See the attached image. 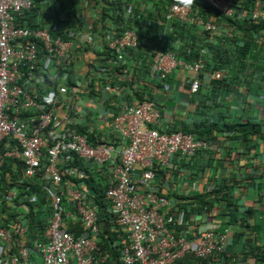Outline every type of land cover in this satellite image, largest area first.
<instances>
[{
  "label": "built area",
  "instance_id": "obj_1",
  "mask_svg": "<svg viewBox=\"0 0 264 264\" xmlns=\"http://www.w3.org/2000/svg\"><path fill=\"white\" fill-rule=\"evenodd\" d=\"M49 1L41 0L42 8H50ZM206 1L215 7L222 2ZM180 3L173 5L170 16L187 20L190 9ZM34 8V0H0V264H107L97 260L99 205L89 199L86 184L79 182L89 177L76 166L80 160L94 165L101 176L105 167L106 171L110 165L113 168L107 172L105 197L111 205L108 213L115 217L112 222L129 225L126 239L130 243H121L122 264H166L187 251L201 257L212 255V234L186 241L167 231L173 217L159 214L162 207H170L167 198L151 189L143 196L153 211L146 212L140 211L143 203L137 196L139 188L154 181L156 170L170 166L175 155L194 154L193 136L153 129L159 111L157 103L148 99L134 101L116 117L113 130L122 143L118 156L113 139L94 142L80 132L75 127L76 114L85 106L83 99L90 98L91 81L101 76L91 79L92 55L84 48V69L90 74L85 89L81 84L65 85L81 41L74 38L75 30L69 31V39L53 38L46 29L18 25V18ZM60 16L64 22L70 17L68 13ZM88 45H93L92 39ZM107 46L110 50L137 46L136 35L127 30L120 38L111 36L109 41L108 37ZM182 64L170 53L157 52L154 58V70L162 76ZM50 66L60 75V83L53 89H40L35 79L50 74ZM124 75L132 81L127 70ZM199 86L193 81L191 93ZM65 105L66 113L56 115ZM39 205L50 211L45 225L39 224L46 213ZM77 224L89 233L76 236L71 227ZM44 230L45 237L39 235ZM161 236L169 237L159 242ZM160 243L170 244L175 252L152 257Z\"/></svg>",
  "mask_w": 264,
  "mask_h": 264
},
{
  "label": "crops",
  "instance_id": "obj_2",
  "mask_svg": "<svg viewBox=\"0 0 264 264\" xmlns=\"http://www.w3.org/2000/svg\"><path fill=\"white\" fill-rule=\"evenodd\" d=\"M41 1V0H40ZM45 1V0H43ZM48 1V0H46ZM110 2H119L123 3L128 2V0H109ZM133 3H130L124 8L128 10L130 6L133 9L139 8V14H134L133 18L143 19V22L151 21L154 17V12H157V9L160 10L163 6H155L150 2V0H131ZM149 1V2H144ZM158 2L160 0H157ZM85 8L82 11V16L85 19L84 25L81 27L80 33V46L84 49L86 47H96L100 55L98 61L101 64L105 60L103 55V49L101 47V40L103 35H99L90 29L92 24L101 17L102 7H106L105 0H81ZM139 2L140 5H137ZM256 0H241V5L243 10H252L254 8ZM136 3V4H135ZM239 5V2H236ZM48 7L42 8V6L37 5L35 10L30 14V23L32 22H42L47 18V23L51 25L49 28L50 33L58 32L60 26L64 23L63 19H59L60 15H56V3L54 0L48 2ZM41 8V9H40ZM129 11V10H128ZM68 13V12H67ZM160 28L162 31L166 29V25L160 22ZM151 26L149 24V30L151 31ZM254 32L264 33L263 28H256L251 26L243 27H229L221 26L218 34L212 39L213 42L209 44H220L223 42L226 44L228 50L234 49L236 46L239 48L244 43L248 42V35L253 34ZM250 31V32H248ZM186 33V32H185ZM178 34V31L171 33L173 40ZM146 36V34H145ZM170 36V37H171ZM169 37V38H170ZM102 38V39H101ZM209 38V37H208ZM92 39L93 45H88ZM191 39H196V36L191 38L185 37L183 40H177L176 42L171 41V46L178 49L180 47H185L187 41ZM169 41V40H168ZM164 43V42H163ZM88 45V46H87ZM138 47L141 49L142 42L138 44ZM227 50V51H228ZM90 53V52H89ZM91 55V53H90ZM77 61L76 68L74 73L75 78L79 80L82 86H86L88 82L89 73L85 72L84 62L82 58V52L79 50L77 52ZM199 59V58H198ZM244 58L240 57L238 63H243ZM229 68V67H226ZM242 67L240 70L242 71ZM253 71L247 72L244 76L238 78L239 70L233 72L229 80L235 81L236 86L234 89L224 86L222 83L209 85V76L205 73L201 74L200 80L202 81V87L200 89L201 95L197 96L192 94L190 91V83L194 78V73L191 71L183 70L178 68L173 71L167 78V82H160L163 78H159L151 74V72L145 76V79L142 77L139 78V81L132 75L133 81L128 83H134L135 85L132 88L125 83L124 89H114L115 86H118L117 80L116 84L113 85V79L110 82L100 80V78L94 79V85L96 90L92 97V101L88 104L87 113L83 114L84 109L82 108V113L78 116V126L82 129L91 125L95 130L104 132L108 139H113L117 143L116 156L119 155V148L121 146V140L113 130L112 123L116 115L121 114L126 108L127 96L135 98V101L138 99L135 94L141 95L144 99H153L158 103V108L160 110V121L156 126L164 131H179L182 128H187L193 130L195 126L203 121L205 118L204 111L206 115L210 114L211 109L200 108V104L210 105L214 108V111L219 118L221 126L223 123H227L230 126H233L235 123L243 124L251 122L254 124L264 123V82L255 80L254 76H251ZM102 76L95 72L91 75V79L96 76ZM40 85L50 89L49 86L42 84L43 80H39ZM42 81V82H41ZM126 81V80H124ZM50 82V81H49ZM123 82V79H122ZM212 90L210 89V87ZM206 91L210 95H213L212 99H205L203 96L206 95ZM204 98V99H203ZM67 99V97L65 98ZM207 101V102H206ZM58 114L66 113V105L64 108L57 109ZM219 126V125H218ZM86 129V128H85ZM197 135H201V130H197ZM195 134V135H196ZM245 139L242 127L235 126L230 129V131H214V136L211 139L204 140L206 144V151H203L198 156H194L191 159H176L172 169L169 172L161 173L153 183V187H157L162 194H167L170 192H178L185 195V192L189 189L194 192L200 193L205 191L208 188V181L212 178L218 180L223 176H230V174L238 175L239 177H250L252 175L251 170L248 169V165L252 166L254 170L260 172V175L264 176V168L262 166L264 162V138L254 136L252 137L254 147L249 151L242 142ZM176 163V164H175ZM117 164V161L113 165ZM110 165L109 170H112ZM106 168V167H105ZM103 169L102 176L107 177L106 169ZM204 169L200 170L198 173L194 172L195 169ZM263 168V169H262ZM194 175V176H193ZM194 180L198 181L196 183ZM200 181V182H199ZM105 191V187L102 188ZM241 196V195H240ZM100 199V198H99ZM239 202H245L247 205H255L254 201L256 200V191L250 190V192H244V194L239 197ZM177 202H172L173 204H178ZM99 209L101 212L108 213L106 206V201L100 199ZM263 203V202H262ZM38 207L43 208L46 213L39 218V224L45 225L47 222L46 219L50 215V211L47 210L44 206L39 205ZM260 210L264 212L263 206L260 207ZM197 230L203 229V226L207 224H212L214 227L221 226L223 220L221 218H212L209 222H204L202 219L194 218ZM194 223V222H193ZM72 231L76 236H82L88 234V230H85L80 224L73 225L71 227ZM45 230L40 233L45 237ZM259 234V233H258ZM261 240L258 244H264V234L261 233ZM244 245V244H243ZM242 245V249L243 248ZM241 246H238L234 252V258L228 263L232 262L238 264H255L253 261H247L246 257L241 253ZM231 255V254H230Z\"/></svg>",
  "mask_w": 264,
  "mask_h": 264
},
{
  "label": "trees",
  "instance_id": "obj_3",
  "mask_svg": "<svg viewBox=\"0 0 264 264\" xmlns=\"http://www.w3.org/2000/svg\"><path fill=\"white\" fill-rule=\"evenodd\" d=\"M56 3V15H61V13H67L70 16L69 19L62 24V28L58 29V32H52L51 31V36L53 38H58V37H63L65 39H69L70 37L67 36L69 31L75 30V37H77V40L80 39V33H81V27L84 25L85 20L82 16V11L85 8L83 5V2L81 0H54ZM40 0H34L35 7L39 5ZM144 2H149V1H144ZM153 5L155 6H163L164 8V14L165 16L168 14V8L171 7V5L174 3L173 0H160L159 2L157 0H150ZM105 5L106 7H102L103 9L101 10V17L100 19L96 20L94 22V31L95 33H98L99 35H103V39L101 40L102 46H104V43H108V37L109 41L111 40V36L120 38L121 36H124L128 30V28H134L136 32L138 33V41L143 42L145 38V34L147 33L146 31L149 29V24L151 26L152 34L154 37H156L159 33H161V28L157 27L159 20L161 19V14L158 15L156 18L153 17V19L149 22H143V19H137L136 17L133 19L131 22H125V8L124 6L133 3L131 0H128V2L123 3L122 1L119 2H110L109 0H105ZM137 3V2H136ZM135 3V4H136ZM131 5V4H130ZM137 5H140L138 2ZM193 13L192 14L195 18L197 19H209L211 16H214L218 21L221 23H226V22H232L234 19L228 18L224 16L223 13L221 12H215L213 11L206 3L204 0H192L191 3ZM35 10V8L32 10V12ZM31 12V13H32ZM25 14V16L18 18L17 23L19 25H24L27 27H33V28H38V29H49L51 25H49L45 20L42 22H32L30 23V14ZM134 14H139L138 9H134L132 12V15ZM63 17L60 16L59 19H62ZM112 22L114 25H117L116 28L113 31H106V26L108 23ZM176 24V30L178 31L177 36L172 39V36L170 38L166 39V42L160 44V50L162 52H167V51H175L177 54L178 59H184L186 61H196L198 58L203 57L206 60V66H204L203 72L206 73H212L215 71L216 68H224V67H234V61L230 60L228 49L226 48V44L223 42H220V44H209L208 42V37L203 39L197 34V31L192 28L188 23H181L178 21H173ZM248 23H251L248 21ZM254 25V24H253ZM103 26V27H102ZM259 28H263L264 30V21L262 24L258 25ZM51 30V29H50ZM49 30V31H50ZM186 32V33H185ZM250 32V31H248ZM253 32V31H252ZM264 34V33H262ZM191 38L192 36H196L195 41L189 39L187 41V45L185 47H180L178 49L174 48L171 46L170 40L176 42L177 40H183L185 37ZM251 36V35H250ZM169 40V41H168ZM250 42H246L243 45H241L239 48H237L235 56H248V52L252 51L254 48H256L255 43L252 40H249ZM103 49V55L105 57V60L102 61L101 59V66L96 67L92 66L91 68L93 70H96L100 72L104 78V81L111 80L113 79V85L116 84L117 80L120 79V73H124V70H127V74L133 75L137 81H139V78L142 77L145 79V76L148 75L150 72L155 76L154 71L152 70V65H154V58L156 56L154 49L151 48L150 53H145L146 51L141 50L140 48H116L113 50L108 49L107 46L102 47ZM108 49V50H107ZM144 49L146 50L145 46ZM81 50V52H84V49L77 44L75 47V54H74V61L70 65V70L67 71L68 75L67 82H65V85L70 88L72 82H73V77L75 73V68H76V61H77V52ZM41 55L43 56L45 54L44 50L41 48L40 49ZM116 53V54H115ZM97 55H99L98 50H97ZM117 55V56H116ZM122 58V59H119ZM109 60H115L113 62H110ZM245 64H243L244 66ZM155 66V65H154ZM250 69V68H249ZM248 69V70H249ZM245 69L241 74L238 75V77H241L244 73L248 71ZM253 71V69H252ZM93 73L94 71H91ZM259 72V69L256 68L254 72L251 73V76L258 75L261 76ZM46 75V76H44ZM42 77H40V80H43L42 84H45L49 86L50 89L56 88L57 85L60 83V75L58 76V73H53V74H44ZM62 78H65V75H61ZM264 77V75H263ZM53 78L51 82L49 80ZM168 77L163 78L160 80V82H167ZM141 79V78H140ZM126 80V79H125ZM255 80H259L258 77H255ZM120 81V80H119ZM95 81H91L89 85L90 89V94L93 96L94 91L92 90L95 85ZM128 84V81L123 82H118L119 87L121 85ZM131 88L135 84L129 83L128 84ZM236 86V83H230V88L234 89ZM40 87H43L41 85ZM210 87V86H209ZM212 90V88L210 87ZM56 90V89H55ZM200 92L197 91L193 94H196L197 96L201 95ZM206 95L203 96L205 99H212L213 95H210L208 91L205 92ZM128 97V96H127ZM125 98V100L127 99ZM203 98V99H204ZM139 100L143 101L144 97L140 95ZM207 102V101H206ZM200 108H206L208 110L211 109L210 114L206 115V111H204L205 118L203 121H200L193 130L187 129V128H182V131L189 134L196 136L199 139H205L207 140L208 138L211 139L214 136V131H220L223 130L225 132L230 131L231 128L235 126H241L242 131L244 134L245 139H242L244 146L251 151V149L254 147V143L252 140V137L257 136L261 137L262 136V129L260 125L254 124L251 122L243 123V124H238L235 123L233 126L228 125L227 123H223L221 126V123L219 121V118L217 117L214 108L210 105H204L200 104ZM57 115V112H56ZM77 124V123H76ZM219 125V126H218ZM75 127L80 131H84V129L80 128L79 126ZM201 130L202 134L197 135V130ZM181 130V129H180ZM177 131V130H176ZM171 132V131H170ZM175 132V131H172ZM196 134V135H195ZM200 155V153L197 154V156ZM174 162L171 164L173 167ZM176 164V163H175ZM76 166L79 167H84L85 164L83 161H78ZM172 169V168H171ZM172 172L174 170L172 169ZM231 182H229L228 179H222L221 182L215 183V186L213 187V190L216 192V198L215 200L211 201L209 205H212L213 203H216L219 201H224V210H226L231 216H230V223L231 225L235 226V228H241V232L237 233L236 235V241L242 242L243 241V248H244V253L246 252L249 256L255 257L258 261L264 262V246H260L256 243V239L260 236L261 233L264 234V228L260 224V221L258 219H254L253 223H250V218L254 215L259 216L264 215V212L259 211L257 209L251 208V207H241L240 202L237 199L236 196V190L238 187L234 186V181L238 180V177L232 176ZM234 180V181H233ZM253 180V186L256 187L257 191H262L264 190L263 187V180L262 178L259 179H252ZM76 181V180H75ZM94 183V176L90 177V180L87 181V184L93 185ZM231 183V184H230ZM238 184V183H237ZM97 186V185H96ZM95 187V186H94ZM96 188V187H95ZM154 190H157L155 188ZM157 195L166 197L168 199H173L174 202H178L175 206L171 207H162L159 212L161 214H166L165 216L167 218L170 217V215L173 217L172 219H175L179 216L175 213L177 209V205L180 208L182 214H180V219H182V225L179 228L177 232L174 233L177 238L181 237H191L194 238L196 237L195 232L197 231L196 226H192L195 224V221L193 220L194 215L197 213H201V210L196 208L197 206L201 207L206 203L205 198L206 196L209 195V193L204 194V195H197L195 197L193 196H183L182 194L178 192H170L167 194H162L159 190ZM240 200V199H239ZM194 212V213H192ZM174 214H176L174 216ZM192 220L194 223H192ZM260 233V235L258 234ZM262 238V237H261ZM238 239V240H237ZM238 242V243H239ZM227 254H219V261L215 260L212 263L213 264H228L233 258L227 257ZM199 259L196 258V254L194 252H190L188 254L187 261L190 264H207L206 261L199 262ZM209 264V262H208Z\"/></svg>",
  "mask_w": 264,
  "mask_h": 264
},
{
  "label": "clouds",
  "instance_id": "obj_4",
  "mask_svg": "<svg viewBox=\"0 0 264 264\" xmlns=\"http://www.w3.org/2000/svg\"><path fill=\"white\" fill-rule=\"evenodd\" d=\"M180 1H182V3L186 6L189 7L190 11L188 14V18L187 20H181L180 18H178L177 16H170L171 15V11H172V7L174 4L178 3L181 4ZM205 3L215 12H221L224 14V16L228 17V18H232L234 19L232 22H226V23H221L220 21L217 22L216 18L214 16H211L209 19H197L195 18L192 14L193 10H192V0H173V4L171 5L170 8H168V14L165 16L164 14V8H161L160 10L157 9V12H154V18H156L158 15L161 14V19L158 22L157 27L160 28V22L166 25V29L164 31H161V33H159L156 37L153 36L152 34V30L148 31L146 33V36L143 40V42L138 41V33L136 32V30L134 28H128V30L133 31L136 35V39H137V46L131 47L132 48H139L138 44L140 42H142V47L141 50L146 51L145 53H150L151 52V48L154 49L155 54L157 52H162L160 50V44H162L163 42H166V39L169 38L171 36V33L176 31V24L173 21H178L181 23H188L192 28H194L197 31V34L202 37L203 39H205L206 37H209L208 40L212 43L213 42V38L215 37L216 34H218L219 29L221 28V26H229V27H245V26H251V27H256L259 28L258 25L262 24V22L264 21V0H256L254 8L252 10H243L242 5H241V0H222L221 4L218 7H215L213 5H211L209 2H207L206 0H204ZM236 2H239V5L236 4ZM139 9V8H137ZM129 10V11H128ZM128 10H125V22H131L133 21V15H132V8L129 6ZM32 11L28 12L27 14L31 13ZM248 21H250L251 23H248ZM18 24V23H17ZM254 24V25H253ZM19 25V24H18ZM21 26V25H20ZM23 27H27L22 25ZM94 26V25H93ZM117 25H114L112 22L108 23L106 26V31L107 32H111L116 28ZM62 27V25H61ZM103 27V26H102ZM206 27V28H205ZM207 27H210L209 29H207ZM27 28H32V29H38V28H33V27H27ZM49 31V29H46ZM92 31H94V27L91 29ZM255 29H253V34L250 36L248 35V42H250L249 40H252L255 45L256 48H254L252 51L248 52V56H235L236 51H237V46L234 49H230L228 50L229 53V57L230 60L234 61V67H229V68H216L214 72L212 73H206L203 72L204 66H206V60L203 57H200L198 60L196 61H186L184 59H178L177 58V54L175 51H167V52H162V53H170L173 54L176 61L179 63H183L182 65H180L177 68H173L171 69V71H169L168 73L165 74V76H162L159 72L154 70V65H152V70L155 73V76L161 78H166L168 77L173 71L177 70L178 68H182L183 70H187V71H191L194 73V78L192 79L191 83L193 81H197L199 83V89L198 91L201 89L202 87V81L200 80L201 78V74L205 73L209 76V85H214V84H220L222 83L224 86L230 88V83H235V81L229 80V78L232 76L233 72H235L236 70H239V74H241L245 69H249L247 72L252 71L253 72L256 68L259 69V72L261 76L255 75V77H258V79H260L261 81L264 82V34L260 33V32H254ZM50 32V31H49ZM51 34V33H50ZM61 37V36H60ZM103 44V43H101ZM104 46H107V43H104ZM101 45V47H104ZM144 46L146 48V50L144 49ZM108 47V46H107ZM109 49V48H108ZM107 49V50H108ZM87 53V55L90 56V53L92 55V58L90 59V66H96L99 67L101 66L100 62L98 61L100 55H97V50L96 47H86L85 49ZM90 52V53H89ZM240 57L244 58L242 60L243 63H238V59H240ZM85 58V57H84ZM88 58V57H87ZM110 62H113L115 60H109ZM154 63V62H153ZM186 66H185V65ZM243 64H245L243 66ZM192 67V69L190 68ZM244 68L242 71L240 70L241 68ZM91 71H94L91 74H94L95 72H97L98 74H101L100 72L93 70L92 68H90ZM246 72V73H247ZM51 74H53L50 71ZM55 73V72H54ZM246 73H244L242 76H244ZM131 75V74H129ZM43 76V75H42ZM40 76V77H42ZM241 76V77H242ZM238 77L236 80H238ZM73 82L71 84V86H74L76 84H80L79 80H77L75 78H72ZM126 79L127 77L124 75L123 73H120V81H122ZM40 78L39 79H35L36 85L38 88L42 89L43 87H40ZM100 80H104L103 76H101ZM133 81V78H132ZM132 81H128V82H132ZM106 82H110V80H107ZM191 83H190V91H191ZM129 84V83H128ZM81 87H84L82 85H80ZM86 87V86H85ZM84 87V89H85ZM96 86L92 89L93 91H95ZM89 89V87H88ZM114 89H117L118 91L120 89H124V86L121 85V87L119 86H115ZM193 94V93H192ZM134 96H136V98L139 100L140 95L135 94ZM92 95L90 94V98L86 99L85 102V106H82V108L84 109L83 114L85 116V114L87 113V109H88V104L92 101ZM148 100H153V99H148ZM135 101V98H131L130 96L127 97L126 99V108L127 106H129L130 104H132ZM154 102L157 103L156 100H153ZM158 106V103H157ZM82 108L79 110V112L76 114L77 118L78 116L82 113ZM125 108V110H126ZM125 110L121 113L118 114L114 117L113 119V123L116 119L117 116L122 115L125 113ZM159 111V116L156 120V122L154 124L151 125V127L155 130H157L158 132L162 133V134H167V135H174V134H184V135H189L185 132H183L182 130L179 131H175V132H169V131H164L161 130L160 128H158L156 125L159 124L160 121V110L158 108ZM57 112V110H56ZM73 112V111H72ZM58 114V113H57ZM79 119H77L78 121ZM113 123H112V127H113ZM258 125H260L261 129H262V137L264 138V123H257ZM77 126H78V122H77ZM86 128V129H85ZM83 128L84 131L82 132H86V134L90 137V139L92 141H96V140H101L103 137H108L105 135V133L100 132L98 130H95L91 125H87V127ZM114 128V127H113ZM116 134V133H115ZM117 135V134H116ZM193 136V135H191ZM194 142H196V151L194 152V154L192 156H183L182 154H177L175 155L171 160L170 163L172 164L174 162V160L180 158V159H191L194 156H197L198 153H201L203 151H206L207 147L205 146H199L200 142H204L205 139H199L196 136H193ZM83 161V160H82ZM84 162V161H83ZM85 166L84 167H80L82 170H84L87 174H88V178H84L81 179L83 181H79V182H83L86 184V190H87V194L90 196L89 199H91L92 202L96 203V204H100V199L103 198L104 201H106V197H105V193L106 190L108 188V183H107V177L106 176H101V174L98 173V171L96 170L97 168L92 165V164H86L84 162ZM170 164V166L163 168V169H158L156 170L155 174H156V179H158L159 175L161 173H165V172H169L172 168V165ZM263 168H264V162L262 164ZM79 167V166H78ZM262 168V169H263ZM248 169L251 170L252 175L250 177H239L238 175L235 174H230V176H223L221 178H219L218 180H214L216 178H212L211 180L208 181V188L200 193L194 192L192 190H187L185 192V196H197V195H204V194H208V196H206L205 198V204L201 207L196 205V208L201 210V213H199V215L194 212V218L197 217L198 219H202L204 222H209L212 218H221L223 220L221 226L219 227H214L212 224H207L205 226H203V229L201 230H197L195 232L196 237L191 238V237H181L183 239H185L186 241H195L198 240L201 237H204L206 235L212 234L214 236L212 245H213V249L211 250L212 255L207 256V257H201L199 255H196V258H198L199 262L202 261H206L207 264L209 262V264H213L212 262L217 260L219 261V254H227V257L230 258H234V252L235 249L238 246H241L242 249V245H243V241L242 242H235L236 241V235L237 233L241 232V228H235V226L231 225L230 223V214L224 210V201H219L216 203H213L212 205H209V203L213 200H215L216 198V192L213 190V187L215 186V183H219L221 182L222 179H228L229 182H231V180L233 179L232 176H236L238 177L237 181H234V186L238 187L236 190V196L237 199L239 201V197H241L244 192H250V190H254L256 191V200L254 201L255 205H247L245 202L241 201V207H251L254 209H257L260 211V207L263 206L264 209V190L262 191H257L256 187L253 186V180L252 179H261L263 180V187H264V176L260 175V172L254 170V168L250 165H248ZM200 170H204V169H195L194 172L198 173ZM108 172V171H106ZM94 176V183L93 185H88L87 181L90 180V177ZM194 176V175H193ZM155 179V180H156ZM154 180V181H155ZM149 182L148 185L146 187L143 188H139V192L137 194L138 197L141 198L142 200V208H140L141 210H144L146 212H150L153 211L152 209H150L151 205L148 206L147 202H146V198L143 195H147V192L150 191L151 189H155L157 187H153V183ZM196 183H198V181L194 180ZM200 182V181H199ZM238 183V184H237ZM231 184V183H230ZM97 185V186H96ZM150 185V187H149ZM96 188H95V187ZM105 187V191L102 190V188ZM93 190V193H92ZM155 193L158 192L157 190H154ZM241 195V196H240ZM100 198V199H99ZM166 198V197H165ZM168 199V198H167ZM170 202V207L171 206H175L176 204H173L172 202L174 201L173 199H168ZM263 202V203H262ZM106 206L107 209L110 208L111 205L108 204V202L106 201ZM100 211V209H99ZM139 211H136V213ZM156 213V212H155ZM175 213L177 214V218L172 219V221L166 226V229L169 233L172 234L173 237H175V239L178 240L177 236L174 235L175 232H177L179 230V228L182 225V219H180V214H182L180 208L177 205V209L175 211ZM154 213H151L150 215H152ZM161 214V213H159ZM174 214V216L176 215ZM162 215V214H161ZM106 217V219H105ZM193 218V220H195ZM115 217L109 215V213H104V212H99V217H98V223H99V234L97 235L98 237V241L97 244L98 246L101 248L99 251H97V260L102 261L104 260L107 264H122L121 262V258L123 256V253L121 252V243L125 245L130 243L129 238L126 239V235L128 233V228L129 225H127V227L118 224L116 222H112V220H114ZM254 219V215L250 218V223H253ZM192 220V223L194 222ZM94 235V233L92 234V236ZM260 235V233H259ZM169 236H161L159 242L163 239H167ZM179 238V239H181ZM238 240V239H237ZM261 240V237L259 236L255 241L258 244ZM239 242V243H238ZM260 246H264V244H258ZM176 250L175 247L170 246V244L166 243V244H159V246L153 251V254L151 255L153 257L154 256H158L160 254H163L166 256V252H168L169 254L174 253ZM101 254H100V253ZM190 253V251L187 252H183V254L181 256L175 257L173 258L174 260L172 262H166V264H190L187 261L188 258V254ZM241 253L244 255V258L246 257L247 261H253L255 264H264V262L262 261H258L255 257H251L249 256L246 252L244 253V249L241 250ZM231 254V255H230ZM231 264H236L234 262H232ZM239 264V262H238Z\"/></svg>",
  "mask_w": 264,
  "mask_h": 264
},
{
  "label": "rangeland",
  "instance_id": "obj_5",
  "mask_svg": "<svg viewBox=\"0 0 264 264\" xmlns=\"http://www.w3.org/2000/svg\"><path fill=\"white\" fill-rule=\"evenodd\" d=\"M52 65V64H51ZM50 68H51V72L52 73H54L55 71H54V69L52 68V66H50ZM83 100H86L85 98L83 99ZM261 211V210H260ZM254 219H258L259 221H260V224L263 226V228H264V215H261L260 214V217L259 216H254ZM253 219V220H254Z\"/></svg>",
  "mask_w": 264,
  "mask_h": 264
},
{
  "label": "water",
  "instance_id": "obj_6",
  "mask_svg": "<svg viewBox=\"0 0 264 264\" xmlns=\"http://www.w3.org/2000/svg\"><path fill=\"white\" fill-rule=\"evenodd\" d=\"M92 193H93V190H92Z\"/></svg>",
  "mask_w": 264,
  "mask_h": 264
}]
</instances>
